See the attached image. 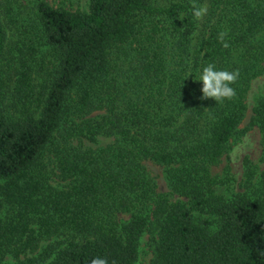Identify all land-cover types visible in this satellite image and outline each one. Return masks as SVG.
<instances>
[{
    "label": "trees",
    "instance_id": "trees-1",
    "mask_svg": "<svg viewBox=\"0 0 264 264\" xmlns=\"http://www.w3.org/2000/svg\"><path fill=\"white\" fill-rule=\"evenodd\" d=\"M261 76L264 0H0V264H264V96L258 163L213 173Z\"/></svg>",
    "mask_w": 264,
    "mask_h": 264
},
{
    "label": "rangeland",
    "instance_id": "rangeland-1",
    "mask_svg": "<svg viewBox=\"0 0 264 264\" xmlns=\"http://www.w3.org/2000/svg\"><path fill=\"white\" fill-rule=\"evenodd\" d=\"M263 96L264 76H261L252 82L247 97V112L239 127L244 133L239 137V139L231 143V148L228 154L222 158L221 164L213 169L214 174L222 175L223 171L228 167L233 180L232 185L235 187H237L242 178L243 160L248 158L251 162L256 164L261 156L260 133L256 127H250V117L251 108L255 105L257 100ZM146 166L148 172L157 183L159 193H168L162 169L151 163H146ZM147 240L148 236H145L142 240L139 254V264H150L151 251L149 250L150 245ZM6 263L10 264L11 260L7 259Z\"/></svg>",
    "mask_w": 264,
    "mask_h": 264
},
{
    "label": "clouds",
    "instance_id": "clouds-1",
    "mask_svg": "<svg viewBox=\"0 0 264 264\" xmlns=\"http://www.w3.org/2000/svg\"><path fill=\"white\" fill-rule=\"evenodd\" d=\"M206 6L193 5L192 15L197 19H202L207 14ZM225 33H220V40L224 41ZM223 47H229L228 43H223ZM239 78L238 70H220L217 69L214 62H210L202 67L198 76V82L202 83L201 99H214L216 103H223L236 96V90L233 85ZM11 260V257H9ZM90 264H108L106 258L95 257L91 259Z\"/></svg>",
    "mask_w": 264,
    "mask_h": 264
}]
</instances>
